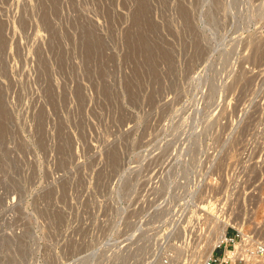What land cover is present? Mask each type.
<instances>
[{
  "label": "rangeland",
  "instance_id": "374dc122",
  "mask_svg": "<svg viewBox=\"0 0 264 264\" xmlns=\"http://www.w3.org/2000/svg\"><path fill=\"white\" fill-rule=\"evenodd\" d=\"M263 27L264 0H0V264H201L212 218L262 219Z\"/></svg>",
  "mask_w": 264,
  "mask_h": 264
},
{
  "label": "built area",
  "instance_id": "2783aa9c",
  "mask_svg": "<svg viewBox=\"0 0 264 264\" xmlns=\"http://www.w3.org/2000/svg\"><path fill=\"white\" fill-rule=\"evenodd\" d=\"M244 211L254 210L248 208ZM236 212L234 207H230L226 218L216 221L219 226L221 222L224 223L222 238L214 244L211 253L202 259L201 264H264V236L261 235L264 230V215L262 219H253L244 214L238 217ZM209 226L206 224L198 236L205 234ZM182 262H177L169 253L158 258V264H183Z\"/></svg>",
  "mask_w": 264,
  "mask_h": 264
},
{
  "label": "bare ground",
  "instance_id": "6f19581e",
  "mask_svg": "<svg viewBox=\"0 0 264 264\" xmlns=\"http://www.w3.org/2000/svg\"><path fill=\"white\" fill-rule=\"evenodd\" d=\"M256 54V53H255ZM212 221H213V223H209V229L207 230V234L208 235H206L205 236V239H206V241H207V244H206V247H205V251H204V255L202 254V259H204L205 257H207L210 253H211V250H212V248H213V246H214V244L215 243H217L221 238H222V234H223V232H224V223H220V226L217 224V222H216V220L214 219V218H212ZM205 233V234H206ZM205 234H203L202 236H200L199 238H201V237H203ZM130 238V237H129ZM145 238V237H144ZM198 238V239H199ZM142 239V238H141ZM146 240V239H145ZM144 240V241H145ZM144 241H143V243H144ZM141 242V241H140ZM133 243V242H132ZM135 243V242H134ZM194 244L196 243V241L195 242H193ZM136 244V243H135ZM141 244V243H140ZM193 244V245H194ZM144 245V244H143ZM143 245H141L140 247H143ZM193 245L191 246V248H190V253H189V256H188V262H189V264H197L198 263V260H199V258H198V260H196V259H194L193 257V254H192V251L194 250V247H193ZM136 246H138V248H139V244L138 245H136ZM130 247V246H129ZM193 247V248H192ZM133 248H135V246L134 247H132V249ZM137 248V247H136ZM130 249V248H129ZM130 250V251H127L125 254H123L122 255V257H121V262H120V264H127V263H129V258L131 257V258H133V256L134 255H136V250ZM193 249V250H192ZM128 250V249H127ZM139 250V249H138ZM142 250V249H141ZM141 252V251H140ZM197 255V254H196ZM138 256V255H137ZM140 256V255H139ZM139 256H138V258H139ZM200 256V255H199ZM136 258V257H135ZM138 260V259H137ZM128 261V262H127ZM134 261V260H133ZM132 261V262H133ZM200 261H202V260H200ZM135 262V261H134ZM131 263V262H130Z\"/></svg>",
  "mask_w": 264,
  "mask_h": 264
}]
</instances>
